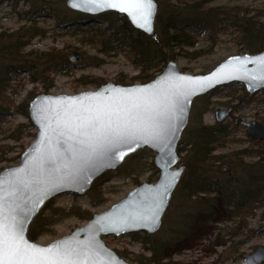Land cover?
Listing matches in <instances>:
<instances>
[{
  "label": "water",
  "instance_id": "1",
  "mask_svg": "<svg viewBox=\"0 0 264 264\" xmlns=\"http://www.w3.org/2000/svg\"><path fill=\"white\" fill-rule=\"evenodd\" d=\"M147 25L136 12L111 7L106 0H67L71 9L98 15L113 11L127 17L131 25L150 37H157V0ZM78 51L70 60L81 62ZM244 83L247 92L257 94L264 89V49L231 55L206 73L193 74L181 70L177 60L170 59L164 70L147 82L117 83L109 81L97 89L74 94L40 93L29 103V117L38 129L35 140L21 154L19 164L0 172L4 195L24 209H31L26 220L23 239L29 245L47 249L64 243L84 253L87 264H132L112 247L107 235L121 236L133 232H157L171 203L173 194L187 168L181 163L178 146L191 115L196 98L220 86ZM232 107L218 108L216 118L223 122ZM99 118V130L88 128L87 135L70 139L67 127L76 129L82 120ZM129 128L124 140L104 134V128ZM249 135L264 140V123L258 119L244 121ZM159 135L153 132V127ZM65 131L61 136L60 132ZM76 132L73 131L72 135ZM84 141V143H79ZM148 148L157 154L154 163L159 170L157 182H143L110 208L93 214L85 224L70 234L42 244L30 238L28 231L35 217L46 204L63 193L84 195L107 171L115 170L130 155ZM55 157L50 165L48 157ZM230 170L224 166L223 171ZM55 252L56 249H53ZM264 245L234 264H262Z\"/></svg>",
  "mask_w": 264,
  "mask_h": 264
},
{
  "label": "rangeland",
  "instance_id": "2",
  "mask_svg": "<svg viewBox=\"0 0 264 264\" xmlns=\"http://www.w3.org/2000/svg\"><path fill=\"white\" fill-rule=\"evenodd\" d=\"M174 1L178 2L179 0ZM213 4H241L250 10H264V0H217ZM28 11H32L33 21L25 18ZM63 14H66L68 18V21L64 22L66 25L78 19L82 21L91 20L92 23L106 26V23L97 21H101L98 17L103 13L93 15L75 11L68 7L67 0H5L0 5V32L11 33L23 26L28 27L33 24L37 30L36 34L30 37L29 44L24 49V56L19 59L5 56L3 50L6 46L4 44L9 42H6L7 40L0 41V73L4 71V67L8 63L17 65L16 68L6 74V80L8 81L6 94L9 100L12 101V105L7 109L0 110V172L4 168L19 164L21 154L36 138L38 129L33 125L30 117L24 113L26 109L29 112V103L36 95L40 93L74 94L89 89H97L100 86L91 82L90 79L81 80L83 76L100 77L105 79L106 82H117V77L121 74L131 78L140 72V69L126 53L117 51L106 55L100 52L96 46L85 43L81 34H74L73 30L70 31L69 24L66 28H62L57 18L58 15ZM211 44V40L204 35L196 47L187 48L189 51L207 48L208 50L202 56L192 58L184 54L178 55L175 60H177L181 70L193 74L206 73L227 57L246 52L236 43L231 33L219 35L217 42L212 47ZM52 47L63 50V53L67 54L72 68L68 74L51 72L46 83L49 88L46 89L42 75L37 81L32 80V75L41 70L43 66L37 54L39 52H48ZM75 51L84 55L83 61L70 60V55ZM90 57L102 58L104 62L100 65H86ZM166 65L161 71H156L155 74L161 73ZM106 82L101 81L100 83ZM135 82L140 81L136 80ZM245 93L249 94L245 84L237 82L222 86L205 95L211 101L210 109L206 110L203 115L205 123L214 125L218 122L216 110L220 107L225 109L232 107V111L223 122L219 123L235 124L234 119L237 117L241 118L242 121V126H238L235 129V137L237 138H234V141L226 148L217 151V154H224L223 160L218 164L220 168L222 169L224 166L230 167L227 173L222 172L224 177L233 176L239 172L240 164L242 163L240 159L242 153L238 151L250 147L264 151V140L252 139L247 127L243 124L244 121L255 119L264 123V92L261 90L257 94L252 95L254 97L252 101H246ZM33 94L35 96L31 98ZM241 96L244 97L243 100H241ZM195 105L202 107L203 99L196 98L194 100L190 120L179 145H185V141L188 138L186 130L192 124L191 117L193 112H195ZM238 105L240 106L236 108ZM21 124L28 125V128L24 131H17V127ZM189 131L190 129H188ZM151 154L148 157L149 162L154 161L157 153L151 150ZM180 154V162L186 163L185 152H180ZM254 159L256 158H245L246 161H253ZM131 162L127 157L122 165L115 170H111L109 180L103 184L100 193L90 192V189L84 195L63 193L56 196L53 199L51 208L46 210L47 214H52L56 222L48 232L39 236L36 240L42 244H47L52 240L70 234L76 227L90 220L77 214H71L72 211L83 212L89 210L93 217L94 213L110 208L143 182L155 183L158 181V169L155 172L148 165L149 168L145 172L130 171ZM173 198L163 217L161 228L151 235L156 234L157 237L161 235V237L166 238L164 234L170 229V223L167 225L170 222V216L177 214L181 209L180 199L177 197ZM63 211H70L69 215L65 217ZM201 216H203L202 219L199 218L197 220L190 237L182 239L166 250L163 263L234 264L240 262L244 256L253 252L259 246L264 245V207L258 209L249 218L250 227L261 229L258 234L250 237L242 236L230 239L226 235L225 230L227 224H229V218L224 215L222 210L211 214H202ZM131 234L127 233L121 236L107 235L104 238L108 246L114 248L118 253L122 252V254L127 255V257L120 256L132 264H138L133 259L140 256H150L151 253L139 240L140 238Z\"/></svg>",
  "mask_w": 264,
  "mask_h": 264
},
{
  "label": "trees",
  "instance_id": "3",
  "mask_svg": "<svg viewBox=\"0 0 264 264\" xmlns=\"http://www.w3.org/2000/svg\"><path fill=\"white\" fill-rule=\"evenodd\" d=\"M3 1L5 0H0V5ZM216 1L157 0L159 4L156 22L158 35L155 38L136 30L126 16H119L113 11L103 13L98 17L101 21H97L106 23V26L97 25L91 20L78 19L66 25L64 23L68 21L66 14L58 15L57 19L62 28H66L69 24L70 31L73 30L74 34H81L85 43L96 46L100 52L110 55L121 51L133 60L140 69L139 74L131 78L121 74L117 77V83L127 84L136 80L144 83L154 78L156 71H161L170 59H177L178 55L184 54L192 58L202 56L208 50L207 48L193 51L187 48L196 47L204 35L211 40V47L217 42L219 35L231 33L243 51L256 53L264 49V10H250L241 4H213ZM26 14L27 20H34L31 15L32 11ZM36 31V26L33 24L28 27L23 26L11 33L0 32V41L9 42L4 44L6 46L3 50L4 55L13 59L24 56V49ZM37 57L41 59L43 66L37 73H33L32 80L37 81L42 75L46 89L49 88L46 83L51 72L68 74L72 68L67 54L56 47H52L48 52H39ZM102 62H104L102 58L90 57L86 65H100ZM16 67L17 65L8 63L4 71L0 73V110L12 105V101L6 94L8 84L6 74ZM86 79L99 85L102 84L101 81L106 82L100 77L83 76L81 78V80ZM262 90L264 92V89ZM34 96L35 94L31 98ZM245 97L246 101L254 99L247 93ZM198 98L203 99V105L202 107L195 105V112L191 117L192 124L188 128L190 131L186 130L188 138L185 145L178 147L179 152H185L184 157L188 165L174 194V198L180 199L181 209L177 214L170 216V222L167 224L170 223V229L164 234L166 238L145 232L131 234L140 238L139 240L151 253L150 256L133 259L138 264H165L163 260L166 250L182 239L190 237L195 223L199 218L202 219V214L222 210L229 218V224L225 230L230 239L250 237L261 231L260 228L250 227L249 218L258 209L264 207V151L253 147L238 151L242 153L239 172L233 176L224 177L218 165L223 160L224 154H217V151L226 148L234 141V138H237L235 129L242 126V121L237 117L234 119L235 124L205 123L203 115L206 110L210 109L211 101L205 95ZM240 98L243 100L244 97ZM24 113L29 116L27 109ZM27 128L28 125L21 124L17 127V131H24ZM151 155V150L144 148L129 156V160L132 161L130 171L142 173L149 168V165L157 172L154 161H148ZM245 158L256 159L246 161ZM110 173L111 171H107L100 176L89 191L100 193L103 184L109 180ZM52 203L53 199L31 223L28 231L30 238L38 239L56 222L52 214L46 213ZM69 212L63 211L65 217L69 215ZM71 214H77L82 218H92L89 210L72 211ZM119 253L127 257L122 252Z\"/></svg>",
  "mask_w": 264,
  "mask_h": 264
},
{
  "label": "snow or ice",
  "instance_id": "4",
  "mask_svg": "<svg viewBox=\"0 0 264 264\" xmlns=\"http://www.w3.org/2000/svg\"><path fill=\"white\" fill-rule=\"evenodd\" d=\"M111 7H119L121 11L136 12L138 18L144 25L149 24L152 15V0H106ZM99 118L89 117L73 127H67V134L70 139L75 140L77 136L87 135L84 131L88 128L99 130ZM160 125L153 127V132L159 135L157 129ZM73 131L76 132L72 135ZM104 134L113 138L124 140L131 134V129L113 128L111 122L104 128ZM65 131L60 135L64 136ZM84 143V141H79ZM50 165L55 164V157H48ZM31 209H24L15 201H9L4 195L3 182L0 181V264H87L84 253L70 247H65L64 243H58L47 249H41L29 245L23 239L26 220ZM53 249H56L54 252Z\"/></svg>",
  "mask_w": 264,
  "mask_h": 264
},
{
  "label": "flooded vegetation",
  "instance_id": "5",
  "mask_svg": "<svg viewBox=\"0 0 264 264\" xmlns=\"http://www.w3.org/2000/svg\"><path fill=\"white\" fill-rule=\"evenodd\" d=\"M252 139H254V138H252ZM256 140V139H255ZM187 167H188V165H187ZM222 172H225V171H223V167H222ZM228 172V171H227ZM227 172H225V173H227Z\"/></svg>",
  "mask_w": 264,
  "mask_h": 264
}]
</instances>
